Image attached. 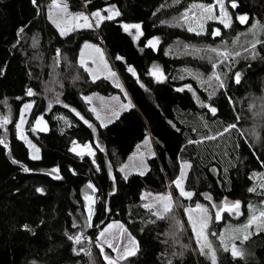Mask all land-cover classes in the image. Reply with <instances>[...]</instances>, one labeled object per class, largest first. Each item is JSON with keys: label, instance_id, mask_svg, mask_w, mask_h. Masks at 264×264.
I'll return each instance as SVG.
<instances>
[{"label": "trees", "instance_id": "16d2710c", "mask_svg": "<svg viewBox=\"0 0 264 264\" xmlns=\"http://www.w3.org/2000/svg\"><path fill=\"white\" fill-rule=\"evenodd\" d=\"M52 1L0 0V112L9 106L13 118L0 126V139L7 144H0V264H92L94 252L101 264H107L104 255L108 248L102 246V253L97 238L111 222L123 224L138 242L136 254L126 264H211L195 242L196 252L188 245L176 219H161L145 207L142 194L145 190L156 194L171 190L184 219V207L197 204L213 209L212 202L239 201L244 213H249V205L261 207L258 200L264 196L253 176L264 173V118L261 141L253 143L246 134L251 112L242 106L248 96L264 95V43L255 56L242 54L213 68L215 59L193 51L219 42L209 33L210 28L197 35L186 24L176 26L174 18L195 2L214 0H180L178 4L173 0H64L73 12H105L114 5L120 13L98 28L67 35H61L42 16V6ZM236 2V8L230 6L231 27L221 28L229 38L256 19L264 20V0ZM244 14L249 21L241 24L236 16ZM123 24L141 25L142 34L134 39L136 29L125 32ZM154 38H159L158 45L149 47L148 41ZM87 41L104 46L113 64L133 81L142 102L181 140L184 147L179 156L135 106L105 126L94 118L85 96L98 93L123 98L124 94L109 79L92 78L79 63ZM156 64L165 77L152 75ZM214 70L224 77L223 88L207 86L197 78L199 74L205 81ZM236 72L241 74L239 84L234 80ZM181 88L184 90L177 91ZM29 90L32 96L27 95ZM28 100H35L36 117L42 113L51 125L50 134H37L38 160L31 158L15 128ZM204 105L215 107L216 114ZM233 123L237 129L216 140L189 143ZM148 136L155 153L148 159V172L125 178L118 167ZM74 141L91 143L94 159L74 155L70 151ZM184 163L191 165L184 180L185 190L193 193L191 199H182L174 184ZM53 168L59 171L53 173ZM89 184L99 191L91 227L90 206L84 200ZM253 187L256 192L249 191ZM69 236H81V242L77 244ZM216 244L217 264H264V231L238 243L243 251L239 257ZM91 245L95 246L89 252Z\"/></svg>", "mask_w": 264, "mask_h": 264}, {"label": "rangeland", "instance_id": "374dc122", "mask_svg": "<svg viewBox=\"0 0 264 264\" xmlns=\"http://www.w3.org/2000/svg\"><path fill=\"white\" fill-rule=\"evenodd\" d=\"M225 2H226V7L228 9V12L231 15V9H230L231 5L228 3L229 2L228 0H225ZM57 3H66V2L64 0H57ZM195 3H201V2H195ZM52 4H53V1L47 6L46 5L42 6V16L46 17V19L49 22H51L56 28H57V26L55 23H53V20H56L57 22H59L61 24V28L65 29L64 35H67L71 32H74V31H77L80 29H90L88 27H79V28L75 27L76 24H82L83 23L82 21L73 22V21L69 20L67 23H65L64 17L60 14L58 9L51 7ZM108 8H115L117 11H119L116 6L109 5L105 8V12L100 11L102 16H107L109 14L106 11V9H108ZM67 11L70 14L83 13L84 15L89 16L91 19L92 13L83 12V11L73 12L69 9L68 5H67ZM194 11L199 13L200 10L195 9ZM50 15L52 16V19H49ZM216 15H219V9L216 10ZM116 17H118V16H115L114 18H116ZM256 20L260 21L261 23H264V20L263 21H261L259 19H256ZM92 23L95 24V21L93 20ZM188 24H191V26L193 28H197V23H196L195 19H190L188 21ZM188 24H186V25L188 26ZM250 26H249V28H250ZM209 28H210V32H209L210 34L212 33L213 30H215L217 28H219L220 30H221V28L229 29V28H224L223 25H221L218 21H211V20L204 21V32L203 33L207 32ZM249 28L245 29L241 33H238L237 36H234L231 38L224 35L222 30H221L220 36H213L211 34L213 39L215 41L219 40V42L216 44H213V45L209 44L207 46H204V48H202L198 52H200L201 55H203V56L205 54L210 59L211 58L215 59L217 64H220L221 62L217 57H215V54H213L211 52H206V51H204V49L222 48V46L226 44L228 50L233 52V53L238 52L239 53L238 56H240L242 54L243 55L252 54L253 52L256 54L258 51V46L260 43L256 44L255 49H252L251 45L254 42L255 37L249 32ZM197 30H199V29L197 28ZM58 31L61 33L60 29H58ZM257 36L259 37V39L261 41H264V33L257 32ZM234 40L237 41L235 44L232 43ZM86 45H91L92 47H86ZM96 48H99L100 52H97ZM236 58H237V56L233 55L229 60L236 59ZM225 61H228V60H225ZM79 63L88 71L89 75L92 78L95 79V78L105 77V78L109 79L116 87H118L117 84H119L120 86L118 88H120L123 91V94H124L123 98H121L118 95L113 96V97H106V96H103V95L98 94V93H92V94H89V95L84 97L85 101L89 104V107L94 114V118L100 123V125L105 126V125L110 124L115 119H117L120 116V114L122 112H124L126 109H128L132 106H135L142 112L144 117L148 120L150 127L153 130H155L156 132L163 135L168 140L172 151L176 155L179 156V154L181 153V151L184 147V144L181 142V140L179 138H177L176 136L171 134L166 129V127H164L163 124L160 122L157 115L154 114L152 112V110H150L142 102L137 90L134 87L133 81L130 78H128L121 71V69L119 67H117L113 64V62L109 58V56H108V54H107V52H106V50L102 44H98V43H94V42H90V41L85 42L82 46L81 51H80ZM153 66H158V65L156 64ZM153 66L151 68V73H153ZM159 69H160V73H156L155 77H159V76L161 77V73H162V77H165L163 70L160 67H159ZM110 72H114L116 74L115 77H113L110 74ZM213 72L217 73L221 77V79L224 83V77L220 74V72L218 70H214ZM213 72H212V74H213ZM212 74H210L208 77L212 76ZM207 78H206V80H207ZM217 83H218L217 81L213 80L210 86L213 87V86L217 85ZM204 84H206L207 86L209 85L207 83H204ZM86 98H88V99H86ZM129 103L131 105L130 107H123V105H129ZM26 104H30L31 108L25 110L24 106ZM35 104H36L35 100H28L27 102L24 103V105L22 106V108L20 110L19 118L15 124V128H16V132H17V135L19 138L22 134L23 137H25L26 140L29 141L30 144L34 146V147H30L29 144L26 143L24 139L20 138L21 140H23L25 142V144L29 148L31 157L33 154H37V155H39V157H41V150H40V147L37 143V134L33 131V124H34V121L36 120V118L39 115H42V113H40V114L38 113V115L36 117L37 108H36ZM243 104L244 105L242 106V108H244L245 110L246 109L250 110V112H251L250 117H252V120L249 117L247 118L248 120H247V126H246V134L253 141V143H259L261 141V128L260 127H261L262 119L264 118L263 117L264 116V95L260 96V97H258L256 95L248 96L243 101ZM93 109H95V111H93ZM22 113H23V117H24V123H23L21 129L18 130L16 125L20 123V118H21ZM97 117H99V118H97ZM3 118H8L9 122L7 124H10L12 122V120H13L12 109L9 106L5 109L4 112H2V111L0 112V120H2ZM78 143L83 148L80 147V149H76V151H72L73 154L76 155L78 158L88 157L90 159H94L95 149L93 148L92 144L91 143L82 144L80 142H78ZM72 145H71V148H72ZM85 146H87V147H85ZM85 148H88V153H83ZM37 149H38V152L36 151ZM81 152L83 154H77V153H81ZM89 152H91L92 154H89ZM134 152L135 153L132 155V157L129 160H127L124 164H121L118 167L124 177H129L132 174H136V173L141 174V173L145 172L144 168L146 166L147 160L155 154L153 142L151 140V136H148L142 143H140L136 147ZM253 178H255L256 187L259 190H261L260 193L264 196V189H262L260 187L261 184H264V173L256 174L253 176ZM184 180H183V188L185 189ZM178 191H179V189H178ZM86 195L92 198V196L94 195V191L90 188L84 192V200L87 202V207H89L91 200H86L85 199ZM166 195H171V197H172V208H171L170 212L164 211V204L167 203L166 201L165 202H157V200L155 199L156 197L166 196ZM142 197L144 199V205H152L151 208H148V207H146V208L153 211V213L158 212L162 216H167V217L176 219L179 222V224H181V227H182V230L185 234L188 245L195 251L196 247H193V242H195V244L197 245L196 237H195V234L193 233L192 225L189 223V216L192 217V221L194 223H196L197 230H199L200 221H201V218L203 217V213L200 210L196 209V206H185L184 207V213L186 215L185 216L186 219H184L180 214V210H181L180 203L174 197L171 190L164 193V194H156V193L145 190V191H143ZM181 197H182V199H188V198H185L183 196H181ZM227 201L234 202V201H230V200H227ZM258 201L261 202L260 204H262V201H264V198H262L261 200H258ZM222 202L221 203L212 202V205L215 204L217 206H221ZM202 207L208 209V217H209L208 227H207V229H205V232L207 233V238L212 243L215 251H216V248L214 246V243H217L216 246L218 244L221 245V242L219 239L220 235H223L225 237V241L229 244V248H231L232 243H235L236 247L241 252H243L242 249L238 246V243H241V240L240 239L233 240V236L242 237L247 232H252V235L247 239V240H249L255 234L258 233L255 230V225H253V227L251 229L241 230V231L235 232V233H233L231 231L232 229L240 228L241 225L247 223L249 216L252 215L250 210H249V213H244L243 208L240 207L239 211L243 214L239 215V216H237L235 214H229L228 212H223L221 214L222 219L220 221H216L215 220V213L218 209L214 208V207H213V209H211V208L204 206V205ZM257 215H258V212H257ZM86 224H87V222H86ZM110 224L118 225L121 223L111 222L108 225H110ZM108 225L106 227H104L102 230L107 228ZM101 231L99 232L98 238L100 237ZM119 231L120 230L118 228L113 227V228L108 230V233L105 234V238L111 239L110 234L111 233H118ZM190 231H191V235L189 234ZM262 231H264V230H262ZM213 232L217 233V235L212 236L211 233H213ZM128 234H130V233L127 230V234L121 236L118 240L113 241L117 245V247L122 248V247H124L125 244H127ZM130 236L132 237V239L135 240L136 243H135V245L129 244L128 247L131 250L135 251V254H136L138 242L131 234H130ZM247 240H244L243 243L246 242ZM98 243H99V239H98ZM94 246L95 245H93V248H94ZM102 246L105 248H108L105 255H108L111 258H115L118 255V253L116 251H113L111 248H109L106 243L103 244ZM197 249H199L198 246H197ZM132 256H134V255H129L127 257V259H129ZM127 259L120 260L118 262V264H126ZM91 263L92 264H101L98 260L97 253H95V252L92 255Z\"/></svg>", "mask_w": 264, "mask_h": 264}, {"label": "snow or ice", "instance_id": "6c2138e0", "mask_svg": "<svg viewBox=\"0 0 264 264\" xmlns=\"http://www.w3.org/2000/svg\"><path fill=\"white\" fill-rule=\"evenodd\" d=\"M231 7L234 9L236 8L237 2L236 0H229ZM36 3V0H33V4ZM173 3H180V0H173ZM53 8H56L59 10L60 14L64 17L65 23H67L69 20L75 22V21H82V24H76L75 27L79 28V27H88V28H93L96 27L98 28L100 26V23L102 21H104L105 19L107 20H112L114 19L115 16H119L120 13L119 11H117L115 8H108L106 9V11L109 13L107 16H102L100 11H96L94 13L91 14V19L89 16L84 15L83 13H78V14H70L67 11V4L66 3H57V0H53V4L52 6ZM161 7H164V5H161ZM195 9H199V13L195 12ZM219 9V15H216V10ZM206 14V15H205ZM49 19H52V16H49ZM175 19V25L176 26H184L185 24H188V21L190 19H195L196 23H197V28L199 30H197V28H193L191 26V24H188L187 26V30L189 32H195L197 35H201L204 32V21H218L221 25H223L224 28H230L232 25V16L229 14L228 9L226 7V2L225 0H214L213 3H193L191 4L188 8L185 9L184 12L181 13V15ZM236 19L241 23V24H246L249 21V16L247 14L244 15H237ZM95 21V24L92 23V21ZM53 23L56 24L57 28L60 29L61 31V35L65 34V29L61 28V24L59 22H57L56 20H53ZM123 29L125 32H130V29L134 28L136 29V33L137 36L134 37L138 38L139 35H141V25L139 24H123L122 25ZM21 31H23V29H21ZM249 32L255 37L254 42L252 43L251 47L252 49H255L256 44L257 43H264V41H261L259 39V37L257 36V32H261L264 33V23H261L260 21H255L249 28ZM213 36H220L221 35V30L219 28L215 29L212 31L211 33ZM238 39V38H237ZM237 41H233L232 43L235 44ZM159 43V38H154L152 40L148 41V46L155 48ZM86 47H92L91 45H86ZM97 52H100L99 48H96ZM193 51H200L199 49H193ZM204 51L206 52H211L213 54H215V57H217L221 63H223L225 60H229L233 55L238 56L239 53H233L231 51L228 50L227 45H223L222 48H208V49H204ZM253 56H255V53H252ZM117 59H120V57H117ZM213 68H216L218 65L217 63L213 62ZM129 72H132L133 75H135V72L132 68L128 69ZM156 73H160V69L158 66H153V74ZM110 74L115 77V73L114 72H110ZM162 76V73H161ZM197 78L201 79L204 83H207L209 85H211L212 81L215 80L217 81V87L218 88H223L224 87V83L221 79V77L213 72L212 76L208 77L206 81L203 80V77L200 76L199 74H197ZM234 80L236 84H239L241 82V74L239 72L234 73ZM158 82H162L161 80H159L158 78ZM117 86L119 87L120 85L117 84ZM143 87V85H141ZM184 89H177V91H183ZM188 90L191 91V87H188ZM34 93L29 90L27 95L32 96ZM215 92L213 91V93L210 94L214 95ZM88 99V98H86ZM130 103L129 105H123V107H130ZM207 106V105H204ZM25 110L30 109L31 105L30 104H26L25 106ZM209 107V111L215 115L217 112V109L215 107H211V106H207ZM93 111H95V109H93ZM99 118V117H97ZM239 121V117H237V122ZM8 118H3L2 120H0V126L6 125L8 123ZM24 123V117H23V113L21 114V118H20V123L16 125L17 129L20 130L22 125ZM37 124L42 123V118L41 120H37L36 122ZM87 123V122H86ZM91 126V125H89ZM205 127H207V124L205 123L204 125ZM233 129H237V124L233 123L227 126L223 127V130L216 133V134H210V135H206L204 136L201 140L199 141H193V140H189V143H203L205 140L208 141H213L216 140L218 138V136H222L224 135V133L229 132L230 130ZM21 139H24L26 143L29 144L30 147H34L33 145L30 144L29 141L26 140L25 137H23V135L21 134L20 136ZM0 144H4L5 147H7L6 141L0 139ZM79 147V146H77ZM87 147V146H85ZM73 151H76V148L72 149ZM38 152V149L36 150ZM77 154H83L81 153H77ZM89 154H92L91 152H89ZM32 159L37 160L40 159L39 155L37 154H33ZM13 163H18V161L13 160ZM191 165L184 163L181 166V172H180V176L179 178H177L174 181V184L176 185V188L179 189V193L181 196L191 199V197L193 196V193L190 191H185V189L183 188V180L186 178V169L190 168ZM123 170V169H122ZM25 172H28L29 169L28 168H24ZM53 173L58 172L59 170L57 168H53L51 170ZM58 178V177H57ZM127 178V177H125ZM88 188H93V186L91 184H89L87 186ZM260 187L262 189H264V184H261ZM95 189H93L94 191ZM37 191H42V189H37ZM250 192H256V188H249ZM259 194V193H258ZM209 201H211V197L207 196L206 197ZM86 200H91L92 198L89 196H85ZM157 200V202H167L166 204H164V211L165 212H170L171 208H172V197L171 195H166V196H159L155 198ZM145 207L151 208L152 205H145ZM212 207L217 208L218 210L215 213V220L216 221H220L222 219V213L223 212H228L229 214H235L237 216L242 215L243 213H241L239 211L241 204L239 201H235V202H229L227 200L222 202L221 206H217L215 204L212 205ZM196 209L200 210L203 213V217L201 218L200 221V228L199 230H197V225L196 223H194L192 221V217L189 216V223L192 225V230L193 233L195 234L196 237V243L197 246L199 247L200 250V254L201 255H206L210 258L211 260V264H217V257H216V251L213 248L212 243L208 240L207 238V233L205 232V229H207L208 227V209L207 208H203L200 204L196 205ZM249 210L252 213V215L249 216L247 223L243 224L240 226V228L237 229H232L231 231L233 233L235 232H239L241 230H247V229H251L253 227V225H255V230L256 232L262 231L264 230V201H262L261 207L259 209H257L256 206H252L249 205ZM258 212V215H257ZM153 215H157L159 216V218H163V216L158 213V212H154ZM89 221L91 220V209L89 210V217H88ZM116 227L118 228L120 231L118 233H111V239H107L105 238V234L108 233V230ZM127 234V229L124 228L123 224H118V225H108L107 228H105L104 230L101 231L100 233V237L99 239V244L98 246L101 248V252L103 253V244H107L109 248H111L113 251H116L118 253V255L115 258H111L108 255H104V259L107 262V264H118V262L120 260H124L127 259V257L129 255H135V251L131 250L128 245H135V240L132 239V237L130 236V234H128L127 237V244L124 245V247L119 248L117 247V245L113 242L115 240H118L121 236ZM212 236H216L217 233L213 232L211 233ZM252 235V232H247L245 235H243L242 237H237V236H233V240L235 239H240L241 243H243L244 240H247L250 236ZM70 240H73L75 243L79 244L81 242V236H69L68 237ZM221 245L223 246V250L224 251H231L232 256L235 257H239L242 256L243 253L236 247L235 243H232L231 248H229V244L225 241V237L223 235H220L219 237ZM138 250V247H137ZM90 254V253H89Z\"/></svg>", "mask_w": 264, "mask_h": 264}, {"label": "water", "instance_id": "95a60500", "mask_svg": "<svg viewBox=\"0 0 264 264\" xmlns=\"http://www.w3.org/2000/svg\"><path fill=\"white\" fill-rule=\"evenodd\" d=\"M133 69V68H132ZM135 72V71H134ZM132 73V72H130ZM135 75H136V72H135ZM153 76H155V74H152ZM42 118V123L40 124H37V120H41ZM33 131L38 134V135H48L50 134L51 132V125L48 121V119L44 116V115H39L36 120L34 121V124H33ZM93 186L92 189H95L94 190V195L92 196V199H91V202H90V209L91 211L93 212L94 210V207H95V204L97 202V196H98V188L91 184ZM92 226V220H90V227ZM92 251V246L89 247V252Z\"/></svg>", "mask_w": 264, "mask_h": 264}, {"label": "crops", "instance_id": "0c3cea01", "mask_svg": "<svg viewBox=\"0 0 264 264\" xmlns=\"http://www.w3.org/2000/svg\"><path fill=\"white\" fill-rule=\"evenodd\" d=\"M135 151V150H134ZM135 152H133L132 154H131V156L129 157V159L132 157V155L134 154ZM175 154V153H174ZM176 155V154H175ZM146 156V155H145ZM178 156V155H177ZM128 159V160H129ZM144 170H145V172L144 173H141V174H145V173H147L148 172V170H149V165H148V160H147V162H146V166H145V168H144ZM137 174V173H136ZM138 174H140V173H138Z\"/></svg>", "mask_w": 264, "mask_h": 264}, {"label": "built area", "instance_id": "2783aa9c", "mask_svg": "<svg viewBox=\"0 0 264 264\" xmlns=\"http://www.w3.org/2000/svg\"><path fill=\"white\" fill-rule=\"evenodd\" d=\"M77 146H79V147H77ZM80 147L81 148H83L77 141H75L74 143H73V145H72V148H71V152L73 151L72 149L73 148H76V149H80ZM73 153V152H72ZM88 153V152H87Z\"/></svg>", "mask_w": 264, "mask_h": 264}, {"label": "bare ground", "instance_id": "6f19581e", "mask_svg": "<svg viewBox=\"0 0 264 264\" xmlns=\"http://www.w3.org/2000/svg\"><path fill=\"white\" fill-rule=\"evenodd\" d=\"M88 152V148H85L83 153H87Z\"/></svg>", "mask_w": 264, "mask_h": 264}]
</instances>
